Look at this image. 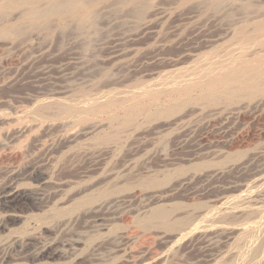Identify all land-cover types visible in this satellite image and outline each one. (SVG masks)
<instances>
[{"label": "rangeland", "instance_id": "rangeland-1", "mask_svg": "<svg viewBox=\"0 0 264 264\" xmlns=\"http://www.w3.org/2000/svg\"><path fill=\"white\" fill-rule=\"evenodd\" d=\"M262 59L264 0H0V264H264Z\"/></svg>", "mask_w": 264, "mask_h": 264}, {"label": "bare ground", "instance_id": "bare-ground-1", "mask_svg": "<svg viewBox=\"0 0 264 264\" xmlns=\"http://www.w3.org/2000/svg\"><path fill=\"white\" fill-rule=\"evenodd\" d=\"M70 1H78V0H70ZM253 67L249 71H242L241 75H237L230 79L231 82L234 83H242L243 82V77L248 76V79H258L262 75H264V59L256 61L254 64L250 65ZM217 81H213L212 85H215ZM222 83L221 85H223ZM261 168V167H260ZM260 168L256 170L255 173L259 172ZM40 174L36 173V171L32 170L29 172V179L36 181L38 183L46 184V181L42 179V177L39 176ZM15 176V175H14ZM14 178V177H13ZM13 180V179H12ZM13 181L8 180V184L12 183ZM14 183V182H13ZM6 184V183H5ZM4 184V190L2 191V201H1V207H3L7 211H15L17 208L23 207L24 205H27L28 202L33 201V202H38L40 198L35 197V196H29L27 194H24L20 192L16 187H13V185H7L5 186ZM34 195V194H33ZM38 195V194H37ZM42 195V194H41ZM39 195V196H41ZM3 209V210H4ZM154 218L164 221L166 219V215L159 213L153 216ZM59 249H56L54 246L45 245L43 247H40V249H37L35 252V259L37 260H42V259H47V260H53L56 258H68V249L58 251Z\"/></svg>", "mask_w": 264, "mask_h": 264}]
</instances>
